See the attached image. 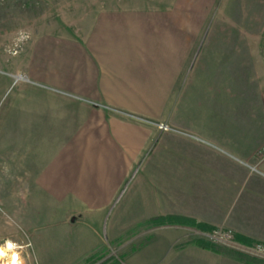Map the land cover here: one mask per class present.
I'll list each match as a JSON object with an SVG mask.
<instances>
[{
	"label": "crops",
	"instance_id": "crops-1",
	"mask_svg": "<svg viewBox=\"0 0 264 264\" xmlns=\"http://www.w3.org/2000/svg\"><path fill=\"white\" fill-rule=\"evenodd\" d=\"M133 1L74 9L64 25L32 32L34 58L23 69L66 101L19 106V126L41 137L57 129L47 142L66 156L31 167L46 171L54 191L83 193L88 209L105 208L136 172L131 207L145 221L190 218L264 245V159L255 155L264 143V99L251 88L250 34L236 25L204 30L187 23V10ZM123 112L168 125L157 149L155 125ZM141 160L149 161L145 170L134 168Z\"/></svg>",
	"mask_w": 264,
	"mask_h": 264
},
{
	"label": "rangeland",
	"instance_id": "rangeland-1",
	"mask_svg": "<svg viewBox=\"0 0 264 264\" xmlns=\"http://www.w3.org/2000/svg\"><path fill=\"white\" fill-rule=\"evenodd\" d=\"M102 1L0 0V248L7 253L0 264L10 260L13 253L18 255L20 264H244L194 245L191 241L196 238L264 259V252L256 249V243L248 246L234 240L231 228L217 227L214 233L194 226L156 225L151 220L145 221L143 211L131 207L136 172L130 174L117 197L105 208L88 209L84 207L83 193L54 191L57 187L50 185L52 178L42 175L46 171L31 167L34 160L37 165L42 161L46 166V162L66 154H60L57 145L47 142L56 140L57 129L42 130L41 137L40 130L21 128L18 107L41 103L50 108L65 104L66 99L60 101L57 90L49 82L28 77L22 64H32L35 49L28 48L27 42L35 28L64 25L66 14H73L74 9H83L80 14H84L90 6L99 7ZM133 2L139 7L187 10V23H201L204 30L210 25L245 27L251 36V88L259 91V99L263 101L264 59L260 55L264 53V0ZM37 92L42 95L38 96ZM119 114L155 125L154 148L157 149V138L168 130L159 128L161 121L141 114ZM150 146H146L144 153L152 151ZM148 163L147 160L135 162L134 168L145 170ZM122 170L126 169L122 167ZM143 220L144 223H139ZM226 232L233 235L229 242L213 236ZM8 242L14 245L10 251L6 249Z\"/></svg>",
	"mask_w": 264,
	"mask_h": 264
},
{
	"label": "trees",
	"instance_id": "trees-1",
	"mask_svg": "<svg viewBox=\"0 0 264 264\" xmlns=\"http://www.w3.org/2000/svg\"><path fill=\"white\" fill-rule=\"evenodd\" d=\"M152 223L156 225H162L167 223H178L183 224L187 226H194L202 231L211 232L213 228L207 227L201 224L196 223L194 220L190 218H184V217H178L173 215H167V216H156L152 220ZM234 240L241 242L237 238ZM194 245L212 251L217 254H221L224 256H229L231 258H234L244 264H264V259L257 258V257H251L249 254H246L244 252L238 251V250H231L221 244H217L216 242H212L210 240L204 239V238H196L191 241ZM244 244L248 246H252V242H244Z\"/></svg>",
	"mask_w": 264,
	"mask_h": 264
},
{
	"label": "built area",
	"instance_id": "built-area-1",
	"mask_svg": "<svg viewBox=\"0 0 264 264\" xmlns=\"http://www.w3.org/2000/svg\"><path fill=\"white\" fill-rule=\"evenodd\" d=\"M158 126L161 129H168L169 128L168 125L163 123V122L159 123ZM255 155H256V157L258 158L259 161L264 159V143L261 144L257 148V150L255 152ZM212 232L217 233V231H214V230ZM213 236H214V238H218L219 240H225L227 242H229V241H231L233 239V235L230 234L229 232L219 233V236H215V235H213ZM223 237H225V239ZM226 239H228V240H226ZM256 247H257L256 249H258L259 251H263L264 252V245L258 243V244H256Z\"/></svg>",
	"mask_w": 264,
	"mask_h": 264
},
{
	"label": "clouds",
	"instance_id": "clouds-1",
	"mask_svg": "<svg viewBox=\"0 0 264 264\" xmlns=\"http://www.w3.org/2000/svg\"><path fill=\"white\" fill-rule=\"evenodd\" d=\"M14 245L11 242L7 243V249L10 251ZM6 251L4 248H0V259H2L6 255ZM4 264H20V261L18 259V255L16 253L12 254L11 260L8 262H4Z\"/></svg>",
	"mask_w": 264,
	"mask_h": 264
},
{
	"label": "bare ground",
	"instance_id": "bare-ground-1",
	"mask_svg": "<svg viewBox=\"0 0 264 264\" xmlns=\"http://www.w3.org/2000/svg\"><path fill=\"white\" fill-rule=\"evenodd\" d=\"M19 77H21V76H19ZM22 78V77H21ZM7 249V248H6ZM19 259V258H18ZM11 260V259H10ZM10 260H8V261H10ZM8 261H6V262H8ZM20 261V260H19ZM2 264H4V263H2Z\"/></svg>",
	"mask_w": 264,
	"mask_h": 264
}]
</instances>
